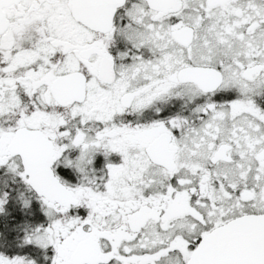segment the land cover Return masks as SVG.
<instances>
[{"label":"snow or ice","instance_id":"obj_1","mask_svg":"<svg viewBox=\"0 0 264 264\" xmlns=\"http://www.w3.org/2000/svg\"><path fill=\"white\" fill-rule=\"evenodd\" d=\"M0 264H264V0H0Z\"/></svg>","mask_w":264,"mask_h":264}]
</instances>
